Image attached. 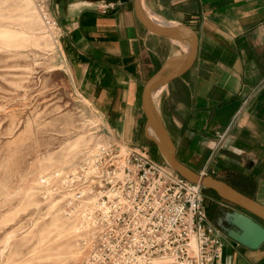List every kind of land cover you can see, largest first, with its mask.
I'll use <instances>...</instances> for the list:
<instances>
[{"label": "crops", "instance_id": "crops-1", "mask_svg": "<svg viewBox=\"0 0 264 264\" xmlns=\"http://www.w3.org/2000/svg\"><path fill=\"white\" fill-rule=\"evenodd\" d=\"M106 2L116 7L102 13L97 6ZM140 4L152 20L186 24L196 35L191 65L155 96L176 157L264 205V0ZM49 6L63 64L78 91L115 138L142 143L143 86L168 58L187 49V41L148 30L134 0H49ZM218 132H224L220 147ZM205 197L212 222L229 230L228 214L237 208L214 194ZM223 233L221 264H264V243L250 249Z\"/></svg>", "mask_w": 264, "mask_h": 264}, {"label": "rangeland", "instance_id": "rangeland-1", "mask_svg": "<svg viewBox=\"0 0 264 264\" xmlns=\"http://www.w3.org/2000/svg\"><path fill=\"white\" fill-rule=\"evenodd\" d=\"M112 132L68 75L35 1L0 0V264H87L70 176ZM116 139L164 160L148 138Z\"/></svg>", "mask_w": 264, "mask_h": 264}, {"label": "built area", "instance_id": "built-area-1", "mask_svg": "<svg viewBox=\"0 0 264 264\" xmlns=\"http://www.w3.org/2000/svg\"><path fill=\"white\" fill-rule=\"evenodd\" d=\"M34 1L44 26L58 31L49 0ZM97 7L107 13L116 4ZM223 137L216 134L217 146ZM70 183L80 202L78 229L89 232L87 264H221L226 238L208 216L203 188L154 160L146 146L126 147L108 134Z\"/></svg>", "mask_w": 264, "mask_h": 264}, {"label": "water", "instance_id": "water-1", "mask_svg": "<svg viewBox=\"0 0 264 264\" xmlns=\"http://www.w3.org/2000/svg\"><path fill=\"white\" fill-rule=\"evenodd\" d=\"M134 9L139 21L150 31L178 40L187 41V49L168 58L146 81L142 91V106L145 114V136L152 141L167 165L185 180L210 190L220 199L232 204L229 230L219 226L230 238L250 249L264 243V205L238 191L229 183L211 175L193 171L176 157V147L159 114L154 93L172 78L182 74L192 63L196 53L195 32L186 24H160L144 12L140 0H134Z\"/></svg>", "mask_w": 264, "mask_h": 264}, {"label": "trees", "instance_id": "trees-1", "mask_svg": "<svg viewBox=\"0 0 264 264\" xmlns=\"http://www.w3.org/2000/svg\"><path fill=\"white\" fill-rule=\"evenodd\" d=\"M209 193H211V194H214V195H216L214 192H212V191H210V190H207Z\"/></svg>", "mask_w": 264, "mask_h": 264}, {"label": "bare ground", "instance_id": "bare-ground-1", "mask_svg": "<svg viewBox=\"0 0 264 264\" xmlns=\"http://www.w3.org/2000/svg\"><path fill=\"white\" fill-rule=\"evenodd\" d=\"M157 92H158V90L154 93V96H156L157 95Z\"/></svg>", "mask_w": 264, "mask_h": 264}]
</instances>
